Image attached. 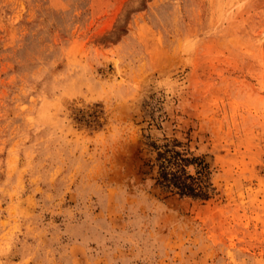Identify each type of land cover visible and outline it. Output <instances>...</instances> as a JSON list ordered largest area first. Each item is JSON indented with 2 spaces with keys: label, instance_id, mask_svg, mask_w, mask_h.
<instances>
[{
  "label": "rangeland",
  "instance_id": "374dc122",
  "mask_svg": "<svg viewBox=\"0 0 264 264\" xmlns=\"http://www.w3.org/2000/svg\"><path fill=\"white\" fill-rule=\"evenodd\" d=\"M0 264H264V0H0Z\"/></svg>",
  "mask_w": 264,
  "mask_h": 264
},
{
  "label": "trees",
  "instance_id": "16d2710c",
  "mask_svg": "<svg viewBox=\"0 0 264 264\" xmlns=\"http://www.w3.org/2000/svg\"><path fill=\"white\" fill-rule=\"evenodd\" d=\"M155 149L157 176L154 184L163 191L173 192L180 197L204 199L207 197L200 182L184 171L190 160L171 147Z\"/></svg>",
  "mask_w": 264,
  "mask_h": 264
}]
</instances>
